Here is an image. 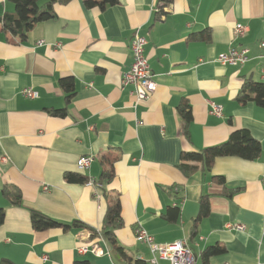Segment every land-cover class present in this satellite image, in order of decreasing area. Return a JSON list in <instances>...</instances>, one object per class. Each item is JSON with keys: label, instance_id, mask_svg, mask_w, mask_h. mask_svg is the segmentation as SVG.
<instances>
[{"label": "crops", "instance_id": "0c3cea01", "mask_svg": "<svg viewBox=\"0 0 264 264\" xmlns=\"http://www.w3.org/2000/svg\"><path fill=\"white\" fill-rule=\"evenodd\" d=\"M159 1L118 0L100 10L71 0L55 4V17L38 22L21 43L0 31V158H7L0 159V190L12 183L22 196L19 206L10 205L0 191V264H127L89 228L36 231L30 220L34 210L98 231L106 198L115 193L124 221L114 230L116 241L143 264H151L152 254L134 238L136 226L159 244L187 241L194 264H202L201 252L215 243L226 251L208 264H264V107L236 99L244 78L264 82V0H172L157 18ZM12 10L9 0H0V15ZM236 23L247 27L242 36L233 35ZM206 28L208 41L188 39ZM134 32L146 40L156 82L150 97L136 104L133 87L120 85L132 62ZM230 47L246 48V62L220 64L217 56ZM67 76L75 93L66 116L55 117L46 109L66 105L59 79ZM23 87L38 96L23 97ZM208 100L221 106L220 116L209 113ZM183 102L192 115L189 140L177 110ZM238 128L259 141L256 159L218 157L210 170L198 168L188 177L176 168L183 150L218 144ZM81 157H91L87 168H78ZM111 159L114 176L98 181ZM66 172L88 181L66 180ZM203 196L209 212L194 228ZM174 205L179 215L169 222L163 213ZM228 222L243 228H228ZM84 243H97L103 254L78 253Z\"/></svg>", "mask_w": 264, "mask_h": 264}, {"label": "trees", "instance_id": "16d2710c", "mask_svg": "<svg viewBox=\"0 0 264 264\" xmlns=\"http://www.w3.org/2000/svg\"><path fill=\"white\" fill-rule=\"evenodd\" d=\"M13 5L11 12H4L0 15V31L17 38L16 43L25 41L26 34L38 23L55 17V4H66L71 0H9ZM118 0H83L86 7H97L104 10L106 7L114 5ZM172 0H160L157 6V18H160L164 13V8ZM210 38L209 28L191 33L188 37L190 41H208ZM6 42L14 43L9 37L5 38ZM59 86L64 92V100L66 105L61 108H47V112L55 117H64L67 114V104L74 96V81L71 76L62 77L59 79ZM236 99L240 103L252 101L258 106L264 107V82L254 81L250 77H246L236 94ZM178 113L182 120L183 135L189 140V126L192 121L190 106L183 102L177 106ZM261 151L260 143L252 137V135L244 128L234 129L228 135V138L218 144L203 147L198 150H183L180 154V162L176 168L185 176L188 177L196 169L210 170L214 160L218 157L236 156L247 160L256 159ZM102 157L106 158L105 155ZM101 162V161H100ZM102 163V162H101ZM114 160H109L108 165L102 169L98 181H108L114 176ZM64 178L72 182L85 183L88 178L80 173L66 172ZM217 181H223L222 176H213ZM176 188L171 186V190ZM2 197L10 204L19 206L22 203V196L19 188L12 183H4L1 187ZM178 190L174 194H177ZM106 207L102 218L101 226L98 231L95 228L88 226L79 220H74L71 223H61L54 220L50 216L31 210L30 220L34 230L41 231L50 228L60 227L62 230H67L71 226L85 227L91 231V237L100 234L116 254L127 264H143L138 259H133L120 246L115 238L114 230L121 228L124 221L121 216V205L119 193H115L111 198H106ZM177 206H169L164 218L169 222H176L179 215ZM209 212L208 200L203 196L199 200V211L193 220V227L205 217ZM5 209L0 207V225L4 221ZM192 229L191 236L195 234ZM223 245L215 243L209 245L201 252L202 264H208L209 259L213 256L223 254L225 252ZM1 264H11L8 261H2ZM74 264H88L87 261H76Z\"/></svg>", "mask_w": 264, "mask_h": 264}, {"label": "built area", "instance_id": "2783aa9c", "mask_svg": "<svg viewBox=\"0 0 264 264\" xmlns=\"http://www.w3.org/2000/svg\"><path fill=\"white\" fill-rule=\"evenodd\" d=\"M247 31L245 25L236 23L233 27V35L235 37L242 36ZM42 40H38L40 44ZM146 40L143 36L134 32L130 40V48L132 52V62L128 69L122 73L120 78L121 88L128 85L133 87L131 93L135 97V104L139 101L146 100L156 89V82L153 79V74L150 69L148 59L144 53V45ZM260 45L264 47V40H261ZM248 50L246 48L230 47L228 51L222 52L217 56V61L222 65H240L248 59ZM264 73V69H263ZM20 95L26 98H36L38 92L31 87H23L19 90ZM209 113L216 116L221 115V106L213 101H209ZM2 161H6L5 156H1ZM91 161V157H81L77 161V166L80 169L87 168ZM264 183V173L262 175ZM96 196H98L96 194ZM228 228L242 229L243 225L239 223L226 224ZM134 238L137 241L148 245L152 258L151 264H194L195 255L190 246L185 240H178L171 243L159 244L154 241L153 237L141 226H136L133 230ZM98 239L103 240V237L98 234ZM80 254H85L90 251L95 255H102L103 250L97 246V243L80 244L76 247Z\"/></svg>", "mask_w": 264, "mask_h": 264}]
</instances>
